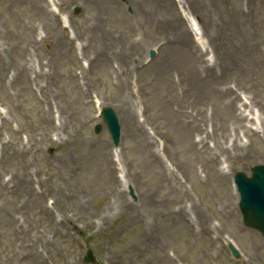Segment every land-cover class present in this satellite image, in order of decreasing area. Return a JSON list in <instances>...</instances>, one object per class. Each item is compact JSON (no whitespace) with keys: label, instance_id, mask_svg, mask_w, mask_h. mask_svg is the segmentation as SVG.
Returning <instances> with one entry per match:
<instances>
[{"label":"rangeland","instance_id":"obj_1","mask_svg":"<svg viewBox=\"0 0 264 264\" xmlns=\"http://www.w3.org/2000/svg\"><path fill=\"white\" fill-rule=\"evenodd\" d=\"M238 1L229 0V7L237 8ZM23 2L24 0H0V16L10 17L12 20L19 18L22 10L18 7ZM132 2L141 7L138 14L141 24L137 29L132 28L136 26H131L130 18L124 16L118 0H78L82 27H93L97 15L101 21L108 19L105 26L108 27L107 34L113 30L119 31L120 40L128 41L129 48L136 37L153 39L154 27H163L154 19L156 14H160L155 0ZM250 7L249 17L253 23L249 26L252 27V32L248 44L253 46L254 39L260 37L259 25L264 16L259 14L264 15V0H255ZM31 12L33 16L37 15L36 11ZM41 18L36 23L38 30L45 35V43L51 49L49 56L56 65L59 95L55 92L47 93L44 88H36L33 92L20 59L13 62L14 66H9L13 70V76L8 80L7 91L4 70L8 65L5 63L15 60L23 51L43 56L37 44L31 39L26 41L22 38L20 29L15 35L3 39L5 43L13 45H4L5 49L0 54V65L4 66L3 70L0 67V96L11 110L8 119L0 122V264H48L43 256L38 257V252L29 247V244L36 241L35 233L38 234L37 241L52 253L49 258L56 264H79L80 251L76 240L73 236L71 238L73 231L83 236L92 235L94 244L101 248L99 256L102 258H105L103 250L109 246V239H112L107 255L117 262L122 260L127 264H165L164 250L158 249L153 234L139 230L141 221L138 219L143 216L156 219L162 231L165 230L170 245L184 258L194 264H207L208 258L213 264H221L218 259L208 255L209 248L203 239L197 240L194 246L185 248L181 241L184 227L176 218L174 224H170L169 205L161 200L171 191V182L183 181L184 185L190 181L197 182L193 164L199 160L187 158L181 152L186 150L184 146H171L169 142L170 148L162 151L165 160L162 164L147 147H144V151L138 150L137 146L125 145L127 152L121 153L120 164L126 179L136 191L133 190L136 200L130 209L117 214L119 203L128 201L123 195L117 196L120 185L116 180L113 181V166H110V158H106V137L104 133L93 136L91 125L86 128L85 98L75 87V81L69 73L73 64L70 58L72 55L67 47H63L61 40L56 42L54 28L46 31L40 22ZM157 39L155 36V40ZM92 44L99 50L98 57L89 48L79 47V53L89 57L94 68L89 84L95 87L107 86L109 96L116 98L127 82L123 80L124 77L133 78L132 73L138 70L139 63H136V59L141 58L143 50L129 53L128 48L127 52L135 56V59H128L126 56L116 58L119 67L114 70L113 61L102 56L105 49L93 41ZM139 47L134 46L135 49ZM183 57V48L167 44L157 62L136 72L140 89L149 97V117L162 135H173L167 126L174 125L173 128L178 129L174 124L175 113L160 98L161 92L169 85L170 73L166 74L164 70L177 61L183 62ZM102 60L106 62L105 67ZM104 70L107 71L108 82L100 83L98 79L104 77ZM255 80L264 83L261 68L251 72L250 82L254 83ZM55 100H58V107L62 112L58 111L59 126L51 127V109L53 107L57 110ZM135 137L139 138L137 134ZM166 164L171 166V171ZM201 186L203 189L210 187L218 196L223 192L210 177L209 182ZM54 189H58L57 219L43 211L45 200ZM155 192L156 199L152 197ZM136 212H142L143 215L137 219L139 215ZM222 215L223 225L232 227L255 263L261 262L260 253H264V250L259 241L240 231L231 210L227 208ZM102 217L105 218L104 226L114 223L104 237L103 231H98L96 226V222Z\"/></svg>","mask_w":264,"mask_h":264}]
</instances>
